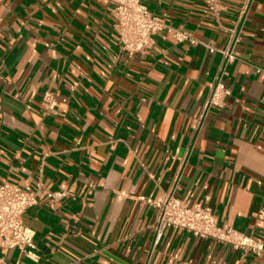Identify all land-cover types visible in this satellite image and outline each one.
I'll use <instances>...</instances> for the list:
<instances>
[{
	"label": "crops",
	"instance_id": "obj_1",
	"mask_svg": "<svg viewBox=\"0 0 264 264\" xmlns=\"http://www.w3.org/2000/svg\"><path fill=\"white\" fill-rule=\"evenodd\" d=\"M243 1H221L220 27L204 0H142L216 50L162 28L128 56L106 0H0V182L42 191L23 214L37 260L0 248V262L264 264L174 228L155 244L152 228L172 192L264 244V0ZM233 25L229 94L200 118Z\"/></svg>",
	"mask_w": 264,
	"mask_h": 264
},
{
	"label": "built area",
	"instance_id": "obj_2",
	"mask_svg": "<svg viewBox=\"0 0 264 264\" xmlns=\"http://www.w3.org/2000/svg\"><path fill=\"white\" fill-rule=\"evenodd\" d=\"M106 1L114 18V30L119 39L120 49L128 56L135 53H148L154 43L153 35L162 28H166L176 41H187L192 45L202 44L207 46L210 51L216 50L213 46L204 44L186 31L165 25L142 0ZM221 1L204 0V3L217 24L223 27L218 19L220 11L223 9ZM247 2L248 0L243 1L241 12H244ZM225 29L228 31V39L224 48L219 49L221 53L219 70L210 87L209 96L204 102L200 118L212 107L222 106L225 96L229 94L223 77L227 74L229 64L237 57L234 46L238 37V28L233 25ZM41 104L44 113H54L58 105L54 92L45 91L41 98ZM41 192L39 188L28 191L10 181L0 182V248H18L24 256L37 260L34 231L24 223L23 214L27 208L38 203V196ZM43 192L50 200H57L71 194L70 190ZM153 204L156 207V216L152 224L155 244L160 241L165 229L174 228L196 237L212 239L229 245L246 254L264 253V244L252 235L228 225L216 224L215 215L208 206H191L172 192L165 193L160 200L153 201ZM0 264L8 263L1 261Z\"/></svg>",
	"mask_w": 264,
	"mask_h": 264
}]
</instances>
